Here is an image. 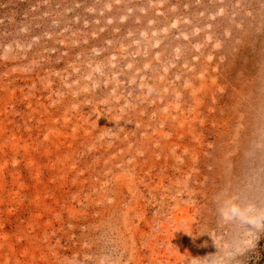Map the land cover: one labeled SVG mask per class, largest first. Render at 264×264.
Returning a JSON list of instances; mask_svg holds the SVG:
<instances>
[{"label": "rangeland", "instance_id": "374dc122", "mask_svg": "<svg viewBox=\"0 0 264 264\" xmlns=\"http://www.w3.org/2000/svg\"><path fill=\"white\" fill-rule=\"evenodd\" d=\"M0 264H264V0H0Z\"/></svg>", "mask_w": 264, "mask_h": 264}]
</instances>
